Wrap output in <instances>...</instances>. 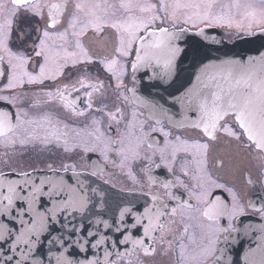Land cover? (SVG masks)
Here are the masks:
<instances>
[{
    "label": "flooded vegetation",
    "instance_id": "af4514ba",
    "mask_svg": "<svg viewBox=\"0 0 264 264\" xmlns=\"http://www.w3.org/2000/svg\"><path fill=\"white\" fill-rule=\"evenodd\" d=\"M129 2L159 4V0L44 1V4L48 5L67 3V7L61 8L58 13V24L48 29L51 36L48 43L52 48L50 55L53 58L47 67L55 70L57 65L62 63V60L55 57V52L61 51L63 41L59 40L58 35L65 29L69 32L67 50L78 51L74 45L76 37L71 36L72 29L69 28V21L76 11L74 7L76 3L99 4L101 9L98 12L102 18L122 25L137 23L139 18L150 15L141 13L138 9L126 12L119 7L121 3ZM165 2L183 4L188 0ZM235 2L241 4L239 9L230 7ZM218 4L224 7H217L214 11L225 15L231 13L234 21L232 28L206 27L203 24L193 28L191 24L183 23L184 15L189 10L180 8L175 10L177 17L175 23L169 20L161 24V21L157 20L152 31H159V27L171 30L181 28L195 30L206 27L217 34L220 33L231 42L247 35L245 32L252 21L246 19L243 14L251 8H264L261 0H218ZM106 5L112 7H105ZM49 11L55 13L56 10L45 7L44 19L34 17L24 24L15 26L19 28L21 25V29L25 31L34 27L42 32L46 23H51ZM171 11L172 9H169V12ZM159 14L164 15L163 12ZM237 23L240 27H236ZM259 30L260 27L253 23L251 31ZM37 34L32 32V38L25 45H21L14 32L10 42L14 52L23 51L32 57L25 67L33 75L39 73V64L44 62L42 57H35L30 47ZM138 35L145 33L141 31ZM118 37L117 30L108 24L102 23L99 31L89 28L80 39L92 58L90 63H77L72 67L69 59L68 66L63 69L61 75L54 79H46L43 84H25L13 91L0 90V95L9 98L0 99V111L9 112L13 124L17 123V116L19 117V127L0 136V174L23 173L29 170L88 173L123 192L140 193L151 199L155 195L158 199L152 201L156 211L161 203L168 204L170 210L180 202V199L194 206L192 209L178 208L176 214L162 216V224L154 233L152 241L132 249L129 254L113 255L108 264H264V217L261 215V209H264L262 153L254 147L245 146L251 142L244 134L240 140L223 135L212 140L203 133V129L177 127L165 121L156 122L149 119L144 110L133 103L130 93L133 87L131 65L141 41L137 40L134 43L132 53L128 57H120L114 51L119 46ZM111 59L118 61L114 71L120 76V81L103 63ZM81 80L84 81V87L79 83ZM121 81V87L117 88ZM5 82L0 81V89H3ZM58 90L64 94V99L50 100L48 93L56 94ZM85 92H91L92 96L87 97ZM89 99L91 108L87 107ZM70 103L74 107L68 106ZM48 111L53 113L55 118L59 117L62 120L42 121L35 126L32 120L24 119L26 113L40 115ZM80 112H83V115L78 114ZM113 115L117 117L116 120L112 118ZM226 119L228 124L242 133L232 116ZM29 128L33 131L30 135ZM98 128L103 136L93 132ZM86 132L91 133L89 137L82 135ZM75 134L82 135V147L63 149L61 144L71 141ZM104 138L107 140L105 145L102 143ZM21 140L25 143L21 144ZM49 140L52 142L46 146L45 142ZM149 143L152 144L151 148L148 147ZM138 144L139 158H133L129 150L137 149ZM199 144H207L208 147L200 148L197 146ZM120 149L124 150L123 154H118ZM161 149L164 150V162H161ZM181 182L187 187H181ZM165 184L169 185L167 189L164 187ZM193 187H199L200 192L209 193L205 197L207 201L214 202L216 197H220L221 201L229 206V210L235 204L243 208V214L236 215L231 221L227 216L221 217L217 225L203 215L206 205L197 203L194 197L189 196V190ZM168 191L179 199L170 201L166 194ZM240 221L245 222L242 226L244 237L240 240L230 239L238 232ZM229 223L232 225L229 231H214L217 226L227 228ZM223 247L228 253V262H223L221 258ZM205 249L208 250L207 253L201 255Z\"/></svg>",
    "mask_w": 264,
    "mask_h": 264
},
{
    "label": "water",
    "instance_id": "95a60500",
    "mask_svg": "<svg viewBox=\"0 0 264 264\" xmlns=\"http://www.w3.org/2000/svg\"><path fill=\"white\" fill-rule=\"evenodd\" d=\"M200 29H204L203 35L199 34ZM169 33H174L175 37L170 39L160 31L155 32L152 39L145 37L140 43V55L144 59L132 70L133 102L143 108L151 119L165 120L177 127H191L200 122V114L195 105L190 106L188 103L195 93H202L211 100L213 92H221L223 95L230 87L235 88V81L241 76L254 74L256 83L264 79L262 31L231 43L225 41L222 35L204 27L183 32L169 30ZM157 40L164 43L160 47L141 48V44H154ZM169 43L179 49L174 56L169 53ZM169 60L171 64L167 63ZM200 129H203L202 124ZM26 174H0V235L7 241H0L3 243V247H0V264H5V253L13 257L11 264H16L17 260L21 264H55V257L61 252L73 260L74 264H108L111 256L129 254L132 249L152 241L154 233L162 224L163 217L157 219L151 197L116 190L87 173L40 170ZM40 181L45 182L43 190L46 194L38 196L32 205L35 211H30V194L33 186L39 185ZM10 183L16 192H8ZM49 191L51 195L47 194ZM7 195L13 199L10 213L4 211L7 200L3 197ZM18 197L26 199L20 200ZM69 197L75 202L66 204ZM81 198L87 199L83 209H80L78 203ZM53 208L55 220L48 213ZM125 208L130 212L121 221L120 212ZM37 213H44L48 217L49 228L39 232L38 239L37 234L33 233L17 242L16 238L21 232L26 231L32 220L38 218ZM137 218H140V224L133 227ZM149 219L152 228L145 235L144 229L149 225ZM22 220L27 223L22 224ZM5 226L11 230L10 236ZM73 229L75 233L70 235ZM243 233L239 231L230 239L240 240L244 237ZM26 238L34 243L25 244ZM61 238L65 242L63 245ZM136 240H142L143 244H135ZM14 243L15 250L10 251ZM94 244L96 247H92ZM221 253L223 262H228L225 247Z\"/></svg>",
    "mask_w": 264,
    "mask_h": 264
},
{
    "label": "snow or ice",
    "instance_id": "6c2138e0",
    "mask_svg": "<svg viewBox=\"0 0 264 264\" xmlns=\"http://www.w3.org/2000/svg\"><path fill=\"white\" fill-rule=\"evenodd\" d=\"M261 3L264 4V0H261ZM48 7L50 9L56 10L55 13L53 11H49V17L51 19V23H46L45 28L42 32L34 27H30L27 31L16 27L17 24H24L28 20L34 17H40V19H44L43 9ZM67 3L64 5H48L42 4L39 0H0V81H6L3 84V91H13L16 88H22L25 84H43L46 79H54L57 75H61L63 69L68 66V61L71 59L72 67H75L77 63H90L92 58L88 53V50L83 46L80 37H83L89 28H92L95 31H99L100 27L103 24H108L112 28H115L119 33V46L114 49L115 53L120 57H128L132 53L134 43L145 40V35L154 36L155 32L152 29L156 25V21L160 20L161 24L168 22L171 20L173 23L176 21V9H186L189 10L185 13L183 23L191 24L193 28L197 27L199 24H203L206 27H223L226 26L228 28H232L234 26V21L231 18V13L225 15L223 13H217L214 11L215 8L221 7L223 5L218 4V0H188L186 3H166L165 0H159V4L156 3H121L119 7L126 12H131L133 9H138L141 13H150V15L139 18L137 23L122 25L116 22L108 21L107 19L102 18L99 15L98 10L101 9V5H85L83 3H76L74 5L75 12L73 13L72 20L69 21V28L72 29L71 36L76 37L74 41L75 49L78 51H68L67 45L69 43L67 37L69 35L68 29H65L63 32L59 33V40L63 41L61 45V51L55 52V57L59 60H62V63H59L55 70H50L47 65L49 61L53 58L50 53L52 52V48L49 45L48 41L51 39L49 28H53L58 24V13L61 8H66ZM105 7H112L110 5H106ZM230 7L239 9L241 4L239 2L233 3ZM248 7V6H245ZM169 9H172L169 12ZM163 12L164 15L161 16L159 13ZM82 14V16L80 15ZM246 19H250L252 23H249L248 28L245 32L247 35L254 34L251 31L252 24H256L260 27V30L264 32V8H261L259 12L246 11L244 14ZM77 21L79 23V30H77ZM236 27H240L237 23ZM143 31L145 35H138L139 32ZM159 31L162 34H166L169 38H174V33H169V30L165 27H159ZM181 32L186 31V29L181 28ZM16 34V38L20 41L21 45H25L28 40L32 38V32H37L36 39L32 41V45L30 46L35 57H42L43 63L39 64V73L37 75H33L32 73L26 70V65L32 59L31 56L26 55L25 52L19 51L14 52L10 47V42L12 41L13 34ZM204 29H200L199 34L203 35ZM164 41L157 40L154 44H141V48L147 47H160ZM168 50L170 55L174 56L179 49L168 44ZM143 57L140 55V48L136 49V62L132 63V68L135 70L137 68V63L140 62ZM106 69L111 72L116 79L120 81V76H117L114 67L117 65V59H111L109 61L103 62ZM171 64L169 60L167 62ZM81 87H84V81H79ZM122 81L117 84V88L121 87ZM235 88L230 87L226 92H213L211 94V100H209L208 96L203 95L202 93H195L192 97L189 98L188 103L190 106L193 104L196 107V110L199 112V121L193 126L196 128H200L201 124L203 126V133L210 137L212 140H216L220 135L227 136L233 138L235 140H240L243 134L247 135L248 141L252 142L251 144H246V147H254L258 149L262 154H264V79H261L258 83L254 82V74H250L247 77L241 76L237 78L235 81ZM99 90L98 88L96 89ZM75 91H79V89H75ZM223 91V90H222ZM87 97H91V92H85ZM49 99H64V94L57 91L56 94L51 92L48 93ZM0 99L8 100L9 98L6 96L0 95ZM12 102L11 100L9 101ZM68 106L74 107L73 104H69ZM91 100L87 102V107L91 108ZM119 111V109H117ZM83 115V112L78 113ZM229 115L235 116V121L237 122L240 129H242V133L236 131L230 124L227 122V117ZM114 120L117 119L115 115L112 117ZM95 123V121H94ZM16 127H19V117L17 116V123H12V115L7 111H0V136H3L7 131L12 130ZM139 139V138H138ZM179 140V137L177 138ZM21 144H24L25 141L21 140ZM186 143V142H184ZM139 144L137 145V149H130L133 158H139ZM200 148H207V144H199L197 145ZM148 147L151 148L152 144L149 143ZM85 151H90V149H85ZM123 149H120L118 154H123ZM161 162L165 161L164 150L161 149ZM175 152V150H174ZM173 152V155H174ZM107 158V157H105ZM127 159V156H125ZM74 167V166H73ZM67 170V166H65ZM171 170V169H169ZM95 175V173H93ZM25 175H27L25 173ZM44 181H40L39 185H34L31 195V199L29 200V210L35 211L32 207L33 204L36 203L38 196L44 195L43 186ZM181 187H187L183 182L180 184ZM218 187H223V185H217ZM164 187L167 189L169 187L168 184H165ZM231 192V189L228 190ZM8 192L14 193L16 192L13 184L8 185ZM51 195V191L47 193ZM168 199L175 200L179 199L173 195L172 192L168 191L167 193ZM59 195V193H57ZM209 193L200 192L199 187H193L189 190V196L194 197L197 203H204L206 205V210L203 212V215L206 216L209 220L216 222L219 225V220L221 217L227 216L229 221H231L236 215L243 214V208L237 207L235 204L231 206L229 210V206L221 201L220 197H216L214 202H209L205 199ZM4 200H7V205L5 206V212H11L13 199L11 195H7L3 197ZM20 200L26 199V197H18ZM153 201H156L158 198L153 195ZM233 200H235V195L233 194ZM75 202L72 197H69V201L66 204H71ZM80 209H83L87 204L86 198H81L79 201ZM194 206L188 201H184L180 199V202L172 206L169 210V205L166 203H161L160 208L157 209L156 217L159 219L162 216L174 215L177 213L178 208L183 210L185 208L192 209ZM130 212L129 209L125 208L120 212L121 221L126 213ZM148 209L145 210V214H147ZM48 213L52 220H55V208L49 209ZM261 215L264 217V209H261ZM37 219H33L31 222V226L26 229V231L21 232V235L16 238L17 242L22 237H30L33 233L37 234V239L39 238L38 233L45 231L49 228L48 217L45 216L44 213H37ZM22 224L27 223L26 221H21ZM140 224V218H137L136 223L133 227H136ZM107 226V225H106ZM232 225L229 223L227 228H220L217 226L214 229L215 232H227L231 229ZM152 228L151 219H149V225L145 227V235L148 234L149 230ZM211 229V225H209ZM5 230L8 235H11V230L5 226ZM187 231V229H185ZM75 230L73 229L70 232V235H74ZM0 241L3 243H7L5 237L0 235ZM3 243H0V247H3ZM25 244L34 243L30 239H24ZM65 242L61 238V244L63 245ZM137 245H142V240L134 241ZM16 244H12L10 246V251H14ZM92 247H96V245H92ZM81 250H83V246L81 245ZM207 249L203 250L201 255L207 253ZM70 255V253H69ZM6 261L5 264H11L13 260L12 256H8L5 253ZM27 259V257H24ZM195 260L196 257L194 256ZM51 262V258H50ZM16 264H21L20 260L16 261ZM55 264H74V261L65 256L64 252H61L60 255L55 257ZM92 264V262H89Z\"/></svg>",
    "mask_w": 264,
    "mask_h": 264
},
{
    "label": "rangeland",
    "instance_id": "374dc122",
    "mask_svg": "<svg viewBox=\"0 0 264 264\" xmlns=\"http://www.w3.org/2000/svg\"><path fill=\"white\" fill-rule=\"evenodd\" d=\"M44 1H47V0H42V1H40V3L44 4ZM261 8L260 9L251 8V9H248L247 11H253V10H255V11L259 12L261 10ZM1 21H2V19H1ZM19 28H22V26L20 25ZM25 118L26 119L28 118V119L32 120V123H34L35 126L38 125V123L39 122H42V121H49V120L56 121V119H58L59 121L62 120L59 117L55 118V115L53 113L49 112V111L48 112H44L43 114L41 113L40 115L26 113L24 115V119ZM33 128L36 129V127H33ZM31 132H33V131H32V129L29 128V135L31 134ZM93 132L95 134H99V135H102L103 136V133H102V131L99 128L96 129V130H93ZM90 134H91L90 132H86V133H84L82 135H85V136H88L89 137ZM82 135L81 134H75L73 136V138H71V141H68L66 143H62L61 146L63 147V149H70V150H72L75 147H79V146L82 147V142H83L82 141ZM42 138H47V137H42ZM103 140H104V142H102V143H103V145H105L107 143V140L105 138ZM51 142H52L51 140L46 141L45 142V143H47L46 146H48ZM43 143H44V141H43ZM97 143L98 142H95V144H97ZM257 164H258V162H257Z\"/></svg>",
    "mask_w": 264,
    "mask_h": 264
}]
</instances>
